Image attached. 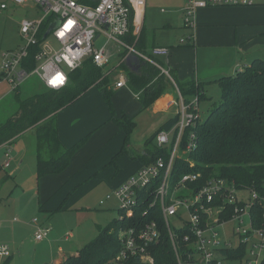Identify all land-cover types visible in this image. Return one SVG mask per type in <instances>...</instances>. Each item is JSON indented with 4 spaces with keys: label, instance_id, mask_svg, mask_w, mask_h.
<instances>
[{
    "label": "rangeland",
    "instance_id": "obj_1",
    "mask_svg": "<svg viewBox=\"0 0 264 264\" xmlns=\"http://www.w3.org/2000/svg\"><path fill=\"white\" fill-rule=\"evenodd\" d=\"M5 1L9 6L0 9V51L16 49L22 42L20 23L36 16L33 2L17 5L10 0ZM185 5L186 0H148L145 26L156 30L157 44L175 48L179 47L181 38L194 33L196 41L194 38L192 42L195 41L196 49L191 44H181L180 47L192 48L191 65L204 71L205 65L218 62L220 57L231 53L234 46L197 41V29L193 32L185 26ZM240 7L256 11L254 15L260 21L256 28L264 29V5ZM49 40L56 46L53 36ZM238 51L241 56L237 62L232 64L228 61L231 65L226 66L233 74L247 60L264 58V45ZM166 59L162 57V60ZM122 61L103 68L112 89L109 96L94 86L59 111L60 140L66 147L75 149L64 171L38 177L33 132L18 137L8 148H0V243L8 244L11 251L16 252V264H49L64 256L66 250L76 251L82 244L95 239L99 225L107 226L120 216L117 200L105 199L125 176L142 164V160L136 158L138 150L146 149V142L152 138L156 143L155 136L161 130L169 133L168 146L175 140L176 133L172 129L177 106L164 109L152 104L144 108L128 84L115 87L123 73L128 76V67L125 69V66L131 65L128 60ZM184 65L191 68L189 61ZM20 89L21 100H25L44 92L46 87L38 77L32 76ZM206 89L210 99L200 104L202 118L222 96L217 81L208 83ZM3 90L0 89V93ZM14 93L0 97V125L14 114L19 105ZM183 137L184 133L178 140L175 157L184 156L187 151L190 139L183 147ZM6 152L10 153V158L5 157ZM7 161L9 164L5 166ZM242 196L247 198L249 193L243 191ZM103 200L105 205H101ZM171 222L175 226L181 223L177 217H172ZM236 224L231 220L219 227L223 240H233L232 247L237 245L233 235ZM44 227L51 229L49 237L36 240V232ZM238 263L223 260V264Z\"/></svg>",
    "mask_w": 264,
    "mask_h": 264
},
{
    "label": "built area",
    "instance_id": "obj_2",
    "mask_svg": "<svg viewBox=\"0 0 264 264\" xmlns=\"http://www.w3.org/2000/svg\"><path fill=\"white\" fill-rule=\"evenodd\" d=\"M17 5L33 2L36 16L24 19L20 23L21 44L16 49L0 51V84L8 83L12 90H19L21 85L32 76L38 77L47 88L60 90L70 83V73L83 65L87 59L101 68L111 66L116 56L123 60L136 56L139 59L157 66L163 74L174 83V77L168 67L163 66L156 59L168 56L171 48L165 45H155L149 50H142L138 44L142 37L143 21L147 0H91L88 4L80 0H10ZM104 4L102 11H97ZM110 5V6H109ZM264 5V0H186L185 26L196 29V13L199 8L213 6H255ZM9 3L0 0V9H7ZM71 19L73 27L63 38L57 33ZM56 23V27L45 37L47 29ZM27 29L25 31L24 29ZM53 36L54 46L49 38ZM195 38L191 33L188 38H181L180 43L186 44ZM80 50L82 54L70 66L63 60L64 55L71 57V52ZM97 56L100 60H97ZM63 73L67 83L59 88H52L47 81L56 74ZM127 84L122 76L116 83L120 88ZM179 88V87H178ZM179 110L175 126L176 138L174 147L168 160L158 157L156 161L144 164L136 170L124 183L119 185L114 196L118 199L120 216L134 215L136 207L143 203L142 197L150 196L149 208L160 205L162 216L170 233L171 241L178 260V264H223L226 260L220 253L221 248H231L233 240H223L219 227L228 221H223L221 214L227 210V205L233 206L232 219L236 221L234 237L237 247L241 243L247 244V253L242 262L244 264H261L264 258V225L254 228L251 209L257 201V194L246 189L237 188L224 178H212L199 190H193L189 184L197 181L200 173L183 175L178 185L171 190L170 177L174 166L175 150L178 140L188 127H195L200 121L199 97L187 101L179 89ZM158 137H164L158 140ZM195 135L191 133L187 152L195 147ZM170 142L169 133L161 130L156 135V143L166 146ZM10 158V153L6 152ZM9 161L5 163V166ZM158 186H152L156 180ZM189 183V184H188ZM145 191V193H144ZM247 191V198L242 192ZM143 193V194H142ZM222 196L221 204H214L215 197ZM111 195H108L110 198ZM142 201V202H141ZM104 203V201H102ZM264 210V208H263ZM148 210L144 211V215ZM185 213L188 215L186 216ZM172 217L180 220L179 226L171 222ZM188 226L190 233L184 236V241L190 243L194 249L184 260L178 250L175 228ZM49 227L39 229L37 239H44L49 235ZM124 247L117 259L110 264H119L120 260L130 255H139L145 264H152L153 257L147 249L153 243H158L161 231L157 221L144 224L139 230L131 227L121 230ZM10 255L8 244L0 243V259ZM203 262L200 263L201 259Z\"/></svg>",
    "mask_w": 264,
    "mask_h": 264
},
{
    "label": "trees",
    "instance_id": "obj_3",
    "mask_svg": "<svg viewBox=\"0 0 264 264\" xmlns=\"http://www.w3.org/2000/svg\"><path fill=\"white\" fill-rule=\"evenodd\" d=\"M87 3V0H80ZM190 44V43H189ZM139 48L146 51L145 36L142 33ZM127 67L125 66V69ZM172 76L175 77L174 73ZM128 86L139 95L144 108L158 100L174 84L169 77L150 62H143L136 70L127 69ZM67 87L55 90L46 88L42 93L21 100L14 114L0 125V146L14 143L20 135L33 132L38 157V177L64 171L75 152L60 140L58 113L84 95L91 87H99L107 96L112 92L103 68L92 59H87L81 67L70 73ZM178 87L187 101L190 96L206 99L203 82L190 80L179 82ZM221 89V99L209 109L205 118L195 127H188L183 137V147L194 133L195 147L174 161L170 177L171 190L178 185L183 175L200 173V178L188 183L193 190H199L212 178H224L237 188L255 192L258 196L251 209L254 228L264 225V58H254L250 64L234 75L217 79ZM157 135V134H156ZM156 140V136H155ZM174 147L159 146L153 138L146 142L145 153L139 157L152 163L158 157L168 160ZM170 148V150H169ZM156 180L154 186L159 185ZM145 193V191H144ZM143 194V193H142ZM143 203L136 207L134 215L115 218L107 226L99 227L98 236L85 244L76 255H69L60 264H110L117 259L124 247L121 230L134 227L139 230L144 224L157 221L161 231L160 241L153 243L147 253L153 257L152 264H178L170 233L163 219L160 205L149 208L150 196L142 197ZM142 202V201H141ZM214 204L222 203L217 195ZM221 214L223 221L232 219L233 206L227 205ZM148 213L144 215V211ZM178 250L184 260L194 249L184 241L190 233L188 226L175 228ZM226 260H242L247 253V244L221 248ZM57 264V263H50ZM119 264H145L139 255H130ZM216 264V262H213ZM264 264V258L261 262Z\"/></svg>",
    "mask_w": 264,
    "mask_h": 264
},
{
    "label": "crops",
    "instance_id": "obj_4",
    "mask_svg": "<svg viewBox=\"0 0 264 264\" xmlns=\"http://www.w3.org/2000/svg\"><path fill=\"white\" fill-rule=\"evenodd\" d=\"M87 1H88L87 2L88 4L93 3L91 0H87ZM147 7H148V0H147V6H146L145 13L147 11ZM258 12H261V11H258ZM254 14H257L256 11L241 8L240 6H213V7L199 8L197 10V13H196L197 41L198 40H200L201 42L205 41L206 44H210V45L231 44L232 46H234V48H232V50H231V53H228L227 55H223L222 57H220L218 62L205 65L204 71L202 69L198 70V69L194 68V65L193 66L191 65L192 64V56L194 55L192 48L191 49L181 48L180 47L181 43H180V45H177V46H179L177 48H175L176 46H172V45L157 44L156 30L155 29H147V27L145 26V16H144L143 32L142 33L145 36L146 50H149L151 47H153L155 45L169 46L171 48L170 54L168 56L158 57L156 60L159 63H161L163 66L168 67L171 70V72L174 73L175 77L178 79L179 82H186V81H190V80H195V81H199V82L202 81L203 82V89H204L205 95L207 97L204 100H209L210 97H208V93H207V89H206L207 84L210 83L211 81H217V79L222 77V76L235 74V73L234 74L232 73L233 71H228L226 69V66L231 65L228 61H231L232 64L237 62V59L240 58V56H241V55H239L238 50L244 51L245 48H248V47L252 48V47H255L257 45H264V29L263 28H256V25H258V22H260V21L258 18L255 17ZM195 41H196V35H195ZM195 41H193V42L189 41L186 44L190 43L191 45H194L195 49H196ZM190 56H191V58H190ZM162 57L163 58L165 57L167 59L162 60ZM254 58H259V57H253L252 59H250V61L247 60L248 63L246 62V64H244V66L239 67L237 69V72L242 70L246 65L250 64V62ZM122 60L123 59L121 57L116 56L114 58L112 64H111V66L121 63ZM127 60H128V63L131 65H130V67H129V65H126V67H128V69H133V70L138 69L140 67V65L144 62V60L139 59L136 56H131V57H129L123 61H127ZM187 61L190 62L191 68H187V66L184 65ZM233 67H235V65ZM121 76L126 77L127 84H128V76H126L124 73ZM175 77H174V80H175ZM173 84H174L173 87H170L158 100H156L153 103V104L157 105V108H164L165 109V108H169L173 105H176L178 110H179L180 96H179L178 83L175 80V83L173 82ZM0 89H4L3 90L4 92L0 93V97L2 96V98L7 97L11 93H14V92H15L14 94H16L17 99H18V97L21 98V89H19L17 91L12 90L11 86L8 83H1ZM137 96H139V95H137ZM193 97L194 96H190L189 98L193 99ZM204 100L199 101V105ZM177 116H175L176 117L175 118V125L172 129L174 131H175L176 123H177V118H178ZM26 134H28V133H25L22 135L25 136ZM22 135H20V137ZM9 146H12V144L6 143V144L1 145L0 148H8ZM34 148H36V140H35ZM141 153L142 154L145 153V148L143 150H138L136 158H140L139 155ZM5 157L8 158L6 156V153H5ZM144 164H146V162L144 160H142V164L140 166H143ZM140 166L138 168H136L135 170H138L139 168H141ZM131 174L125 176L122 179L123 182L122 181L119 182L116 185V188L119 185H121L122 183H124L129 178V176ZM113 194H114V191L112 194H108V195H111V197L108 198V195H107L105 200L108 201V200H111L114 198L118 202V199ZM105 203L106 202L102 203V201H101V205H105ZM118 206H119V202H118ZM82 226L83 225H81V227ZM98 227H101V225H99ZM98 234H99V228H98ZM98 234H97V236H98ZM49 235H50V232H49ZM49 235L46 238H48ZM35 238H36V234H35ZM46 238L40 239V240L36 238V240L42 241V240H45ZM55 239H57V237ZM87 241L88 240H86L85 242H87ZM85 244H87V243H85ZM85 244H82L80 246V248H78L76 251L70 250V249L66 250L64 256H62L61 258H59L58 260H56L52 263L60 264L62 259L65 258L66 256L78 254V251ZM10 251H11V248H10ZM60 251L63 252L65 250H60ZM16 263H17L16 262V252H13V251H11L9 257H7L6 259H4V260L0 259V264H16Z\"/></svg>",
    "mask_w": 264,
    "mask_h": 264
},
{
    "label": "clouds",
    "instance_id": "obj_5",
    "mask_svg": "<svg viewBox=\"0 0 264 264\" xmlns=\"http://www.w3.org/2000/svg\"><path fill=\"white\" fill-rule=\"evenodd\" d=\"M105 3H107V0H105ZM110 6V5H109ZM104 8V4H101L100 5V8L97 9V11H102ZM73 24H74V21L69 19L68 22L64 25L63 29L60 30L58 33H57V36L60 37V38H63L66 33L72 29L73 27ZM25 31H27V29L25 28L24 29ZM82 54V52L80 50H77L75 52H71V57H69V55H64L63 56V60L66 61L70 66L73 64V62L75 60L78 59V57ZM97 60H100V57L97 56L96 58ZM67 79L68 77L63 74V73H58L56 74L53 78L49 79L47 81L48 85L52 88H59V87H62L64 86L66 83H67ZM158 140H163L164 137H158L157 138Z\"/></svg>",
    "mask_w": 264,
    "mask_h": 264
},
{
    "label": "water",
    "instance_id": "obj_6",
    "mask_svg": "<svg viewBox=\"0 0 264 264\" xmlns=\"http://www.w3.org/2000/svg\"><path fill=\"white\" fill-rule=\"evenodd\" d=\"M56 25H57V24L54 23V24H52V25L47 29L46 34H45V37H47V36L51 33V31L56 27ZM203 260H204V258L201 259L200 263H202Z\"/></svg>",
    "mask_w": 264,
    "mask_h": 264
}]
</instances>
